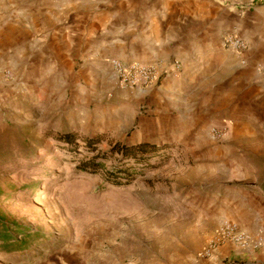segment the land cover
<instances>
[{"label": "rangeland", "instance_id": "rangeland-1", "mask_svg": "<svg viewBox=\"0 0 264 264\" xmlns=\"http://www.w3.org/2000/svg\"><path fill=\"white\" fill-rule=\"evenodd\" d=\"M129 2L143 7L141 0H0V13L45 12L32 31L37 40L89 7L102 21ZM24 44L0 48V217L40 236L25 255L0 249V264H229L214 257L224 227L240 234L247 225L250 236H264L256 222L264 215L263 106L158 110L153 96L107 78L97 90L85 87L94 71L109 73L110 61L120 59L96 68L84 53L62 54L49 40ZM224 118L227 127H216ZM67 132L79 142L102 137L103 151L117 142L171 149L132 184L116 187L77 169L57 138Z\"/></svg>", "mask_w": 264, "mask_h": 264}, {"label": "crops", "instance_id": "crops-1", "mask_svg": "<svg viewBox=\"0 0 264 264\" xmlns=\"http://www.w3.org/2000/svg\"><path fill=\"white\" fill-rule=\"evenodd\" d=\"M144 4L141 0V10L137 3L122 4L102 21L95 19L89 7L70 23H57L55 29L43 33L44 37L37 35V40L33 34L38 31H32L43 21L45 12L18 14L15 9L0 13V48L2 44L17 48L27 41L44 39L62 54L84 53L96 68L112 58L124 63L159 62L160 71L168 75L141 90V96H153L158 110L173 112L185 106L192 111L200 104L207 111L231 107L253 112L254 106L264 107V74L260 72L264 67V0H160L157 5ZM23 20L28 29H24ZM232 36L244 40L247 49L230 46L227 40ZM173 60L180 63L179 68ZM92 74L85 85L91 91L105 78L116 85L112 68L109 73L96 70ZM226 123L224 118L216 127H227ZM256 222L264 223V215ZM249 230L247 225L240 229L247 240L245 248L225 240L214 257H226L232 261L229 264H264V236H250Z\"/></svg>", "mask_w": 264, "mask_h": 264}, {"label": "trees", "instance_id": "trees-1", "mask_svg": "<svg viewBox=\"0 0 264 264\" xmlns=\"http://www.w3.org/2000/svg\"><path fill=\"white\" fill-rule=\"evenodd\" d=\"M57 138L61 145L68 148L71 161L77 164L80 172L89 175L103 174L105 180L116 187L132 184L143 173L141 171L155 168L162 159H168L169 156H165L163 152L171 149L170 145L159 146L150 142L133 145L117 142L108 151H103L100 136L88 137L79 142L75 134L67 132ZM110 162L114 163L108 167ZM39 236L29 227L0 217V249L4 252L19 255L30 253V248L38 243Z\"/></svg>", "mask_w": 264, "mask_h": 264}, {"label": "built area", "instance_id": "built-area-1", "mask_svg": "<svg viewBox=\"0 0 264 264\" xmlns=\"http://www.w3.org/2000/svg\"><path fill=\"white\" fill-rule=\"evenodd\" d=\"M235 1V0H234ZM228 44L238 50H246L247 44L239 37L228 38ZM111 66L113 67L117 86L122 90H144L157 82L161 78V74L157 64H146L142 62L123 63L119 60H111ZM179 68L180 63L174 62ZM264 73V68L261 69ZM219 129L214 128L212 133L215 136H219ZM236 231L235 225L229 224L219 232V239L231 240L235 242L240 248L247 246V240ZM210 251L206 253L210 255Z\"/></svg>", "mask_w": 264, "mask_h": 264}]
</instances>
